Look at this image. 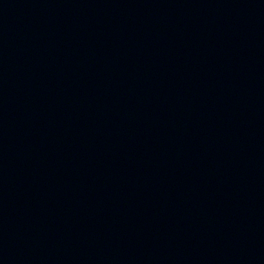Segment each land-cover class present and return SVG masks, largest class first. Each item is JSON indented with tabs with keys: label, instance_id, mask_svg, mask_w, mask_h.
<instances>
[{
	"label": "water",
	"instance_id": "1",
	"mask_svg": "<svg viewBox=\"0 0 264 264\" xmlns=\"http://www.w3.org/2000/svg\"><path fill=\"white\" fill-rule=\"evenodd\" d=\"M0 264H264V0H0Z\"/></svg>",
	"mask_w": 264,
	"mask_h": 264
}]
</instances>
